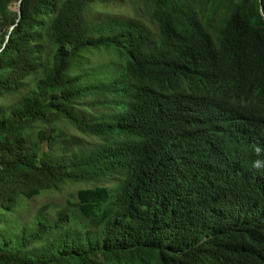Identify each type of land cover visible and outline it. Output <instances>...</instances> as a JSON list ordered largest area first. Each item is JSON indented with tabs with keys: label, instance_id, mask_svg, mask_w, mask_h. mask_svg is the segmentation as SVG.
Listing matches in <instances>:
<instances>
[{
	"label": "trees",
	"instance_id": "1",
	"mask_svg": "<svg viewBox=\"0 0 264 264\" xmlns=\"http://www.w3.org/2000/svg\"><path fill=\"white\" fill-rule=\"evenodd\" d=\"M17 93L0 208L84 187L1 232L0 264H264V0H0Z\"/></svg>",
	"mask_w": 264,
	"mask_h": 264
},
{
	"label": "rangeland",
	"instance_id": "2",
	"mask_svg": "<svg viewBox=\"0 0 264 264\" xmlns=\"http://www.w3.org/2000/svg\"><path fill=\"white\" fill-rule=\"evenodd\" d=\"M8 9L11 11H15L16 4L8 3ZM115 5H106L104 8L106 10L116 9ZM97 10L101 9L100 7H96ZM124 9L128 13L133 14H141L146 12V8L138 3L133 1L125 2ZM136 11V13H134ZM107 57L100 55L96 58V61L99 62H107ZM20 96V93L13 95H6L0 98V106H5L14 103V101ZM41 125L34 123L31 132L34 130L41 129ZM58 131H63L68 136L80 137L83 141L88 142H97L96 138H91L87 136H82L77 133L75 130L65 126L64 124H59L56 126ZM29 133V131H27ZM110 185V183H107ZM82 185H72V184H64L59 189H51L48 191L41 192L38 196L33 197L31 199H26L24 197H20L18 199L17 205L11 212H6L0 208V233L12 231L15 227L34 216L36 211L43 206H47L48 211H53L58 207H61L65 204L68 199H71L75 193L83 188Z\"/></svg>",
	"mask_w": 264,
	"mask_h": 264
},
{
	"label": "water",
	"instance_id": "3",
	"mask_svg": "<svg viewBox=\"0 0 264 264\" xmlns=\"http://www.w3.org/2000/svg\"><path fill=\"white\" fill-rule=\"evenodd\" d=\"M15 11H17L19 13V3L17 4Z\"/></svg>",
	"mask_w": 264,
	"mask_h": 264
}]
</instances>
